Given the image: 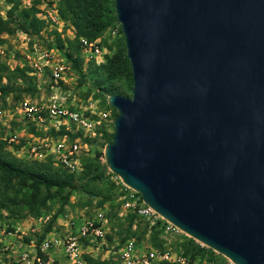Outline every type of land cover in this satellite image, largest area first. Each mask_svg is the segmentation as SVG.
Returning <instances> with one entry per match:
<instances>
[{
    "label": "water",
    "instance_id": "water-1",
    "mask_svg": "<svg viewBox=\"0 0 264 264\" xmlns=\"http://www.w3.org/2000/svg\"><path fill=\"white\" fill-rule=\"evenodd\" d=\"M131 97L107 170L232 264H264V0H113Z\"/></svg>",
    "mask_w": 264,
    "mask_h": 264
},
{
    "label": "rangeland",
    "instance_id": "rangeland-1",
    "mask_svg": "<svg viewBox=\"0 0 264 264\" xmlns=\"http://www.w3.org/2000/svg\"><path fill=\"white\" fill-rule=\"evenodd\" d=\"M18 3V11L21 9H29L35 5L37 13L35 17L43 21L44 26L42 30L34 36L24 34L21 31H16L13 34H2L0 36V63L8 67V71H15L20 69L24 72V78L19 75H9L2 80V83L10 88L12 92L4 98L0 96V111L2 112L0 118V138L5 141V150L9 152L22 167H30L34 163H45L44 161L36 160L28 155V150L25 149L27 144L33 143L36 138H41L48 133V135L62 136L67 134L70 137V142L77 138V135H71L64 131L61 127L58 132L51 129V123L47 125L33 126V123L22 121L16 115V109L20 101L24 99H32L38 104L45 105L51 97L64 99L68 105H72V109L84 112L89 110L94 112L90 118L95 121L96 133L95 136L89 139L79 138L78 143L80 150L78 153V161L80 163L79 170L75 172L74 183L82 187L70 197V206L64 209L62 214H58L59 200L55 199L49 202L44 209L42 216L33 218L25 215V210L18 209V206L7 207L0 210L2 214L0 218V264H22L20 261V253L22 246L28 244L29 241H37L47 229L48 223H44V218L53 217L57 215L56 221L52 224L49 231L55 235L62 233L64 224L62 215L80 219L88 216L93 217L98 210L96 206L103 197L109 196L110 200L104 204L103 210L109 213L106 216L105 234L102 240L96 241L89 245L85 251L89 253L90 258L97 260L112 259L115 261V250L118 245H121L122 239L126 236H131L135 240L137 247L142 252L159 253L163 249H169L173 254L181 256L182 244L191 239L184 233H173L165 235L163 232L155 237L151 230L153 223L145 219H134L132 226H129L130 219L129 212L122 208V180L117 176L112 175L108 170L95 180L86 181L87 170L84 168V163L88 159L89 165L96 169L105 166L104 148L105 140L104 133H113V122L115 119V109L108 105H103L100 99L94 98V90L88 92L92 81L86 78L84 82H80L76 71L71 67L62 54L65 51V46L62 50L56 48V34L60 39L72 41L74 39V31L71 26L62 21V26L52 24L44 17V11L49 6H45L42 0L35 4L36 0H14ZM30 6H27L26 3ZM12 4L7 0H0V18L7 20V13L11 9ZM13 23L9 24L12 29L16 27L17 20L12 18ZM120 26L117 24L109 27L102 36L98 39L99 46L107 53L112 55L116 49L117 44L122 42L123 34L120 32ZM124 40V39H123ZM111 47L109 50L108 47ZM47 53L49 58L47 61L43 59L44 54ZM81 71L87 73V67L91 61L95 65L99 62L97 60L88 61L87 58L80 52ZM66 63L69 67L65 83H58L55 85L50 75V69L57 64ZM47 65V66H45ZM34 88L33 95L25 94L28 88ZM125 91V97H131V90L127 89L125 84L122 85ZM20 97V99H18ZM99 113H108V117L104 120ZM117 114V113H116ZM88 116L89 112H85ZM33 128L34 132L31 131ZM69 131H74V126L68 125ZM48 131V132H46ZM62 132V133H61ZM74 136L72 139L71 137ZM12 140V141H11ZM88 158L83 163V160ZM51 161V160H50ZM52 162V161H51ZM53 163V162H52ZM54 165V163H53ZM57 167L56 165H54ZM106 167V166H105ZM107 169V168H106ZM85 205V206H83ZM24 215V216H23ZM43 218V219H42ZM42 219L41 221H39ZM47 234V233H46ZM134 234V236H132ZM155 238H154V237ZM19 243L20 249H15L13 246ZM159 245H162L161 247ZM31 250V249H28ZM61 254H55L51 251L49 256L57 260H61ZM209 259V260H208ZM186 264H188V261ZM192 264H232L228 259L212 251L209 258L197 257Z\"/></svg>",
    "mask_w": 264,
    "mask_h": 264
},
{
    "label": "trees",
    "instance_id": "trees-1",
    "mask_svg": "<svg viewBox=\"0 0 264 264\" xmlns=\"http://www.w3.org/2000/svg\"><path fill=\"white\" fill-rule=\"evenodd\" d=\"M12 4L11 9L7 13V20L0 18V36L2 34H13L16 31H21L30 36L37 35L43 28L44 23L35 17L37 9L32 6L29 9H21L18 11V3L14 0H7ZM39 1L36 0L35 4ZM57 12L60 19L68 23L74 31V39L72 41H64L56 34V48L62 50L65 46V51H62L65 59L71 63V67L79 76L80 82H84L88 77L92 81L89 93L94 90V98L100 99L103 105H106V97L110 95H118L125 97L124 87L132 89V78L129 61L126 57L124 38L120 45L117 44L112 55H106L103 63L95 65L93 61L87 67V73L81 71L80 59V39H85L93 42L99 39L102 34L112 25L117 24L114 1L113 0H58ZM17 20L16 27L13 29L9 24L13 23L12 18ZM121 32V29H120ZM1 42V41H0ZM109 50L111 47H108ZM19 75L24 78V72L20 69L8 71V67L0 63V96L4 98L12 92V88L4 85L2 80L9 75ZM34 88H28L25 94L33 95ZM20 99V97H18ZM115 112V117H116ZM113 129V128H112ZM34 129L31 128V131ZM62 133V132H61ZM114 133V129H113ZM113 133H104L105 145L111 142ZM72 139L74 136L71 137ZM5 141L0 138V210L18 206V209L25 210V215L33 218L42 216L47 204L55 199L59 200L58 214H62L64 209L70 206V197L80 191L79 187L74 183L75 173L70 174L61 167H55L48 160L45 163H34L30 167H22L16 159L5 150ZM88 158L83 160V163ZM88 159L84 163V168L87 170L86 181L95 180L103 175L107 169L105 166L96 169L89 165ZM110 197H103L96 206L97 209H103L104 204L109 202ZM85 206V205H83ZM57 214V215H58ZM57 215L51 217L47 229L44 234L49 232L50 227L56 221ZM2 214L0 213V218ZM24 216V215H23ZM109 216V213H106ZM130 219L129 226H132L134 219L142 220L134 214L128 215ZM151 230L155 237L163 232L162 223L156 221ZM134 236V234H132ZM153 236V237H154ZM154 237V238H155ZM131 240V236H126L122 239V243ZM121 243V244H122ZM136 243V242H135ZM137 244V243H136ZM119 246V245H118ZM116 247V249L118 248ZM160 247L162 245H159ZM181 256L192 264L195 258H209L212 255V250L202 247L192 239H187L182 244ZM88 264H119L116 260H97L85 256ZM209 260V259H208ZM169 264V263H161Z\"/></svg>",
    "mask_w": 264,
    "mask_h": 264
},
{
    "label": "built area",
    "instance_id": "built-area-1",
    "mask_svg": "<svg viewBox=\"0 0 264 264\" xmlns=\"http://www.w3.org/2000/svg\"><path fill=\"white\" fill-rule=\"evenodd\" d=\"M42 1L45 6H49L44 11L42 20L62 26V20L57 12L58 0ZM26 4L30 6L28 2ZM80 48L82 54L88 61L99 59L98 63L95 61L97 64L103 63L107 55L99 46L98 39L93 42L80 39ZM48 58L49 55L45 53L43 59L47 61ZM48 68L51 70L50 75L55 85L61 82L63 84L65 83V78L69 71L66 63L57 64L52 69L49 66ZM85 112H89V115L86 116ZM1 115L2 112L0 111V118ZM16 115L22 121L33 123V126L36 127L47 125L50 122L51 129H54L55 132H58L61 127H64L65 132H69L71 135H77V138L70 142V137L67 134L53 136L47 133L41 138H36L33 143L27 144L25 149L28 150V155L36 160L44 161L49 159L54 165L61 167L70 174L79 170L78 153L80 145L78 140L80 137L89 139L95 136L96 123L90 118L94 115V112L89 110L80 112L79 110L72 109V105L69 106L64 99L51 97L45 105L38 104L30 98L20 101L16 109ZM99 115L104 120L108 117V113H99ZM68 125L74 126L73 132L69 131ZM121 185V202L122 208L125 211L139 218L151 221L153 224L156 221H160L165 235L181 233L180 230L162 219L147 206L140 194L134 192L123 183ZM61 218L64 220V224L60 225L63 228L60 235H55L49 231L42 239L34 242L31 240L28 244L26 243V245L22 246V252L20 253V261L22 264H88L85 256H89V253L85 249L96 241L103 239L105 234L106 212L103 209H98L93 217L85 216L76 219L62 215ZM49 221L47 217L43 220L44 223H49ZM13 247L20 249L19 243H15ZM51 251H54L55 254L62 252L61 260L50 258L49 254ZM115 256V260L119 264H186L182 256L173 254L169 249H163L161 252L155 254L142 252L133 239L127 240L119 245L115 250Z\"/></svg>",
    "mask_w": 264,
    "mask_h": 264
}]
</instances>
